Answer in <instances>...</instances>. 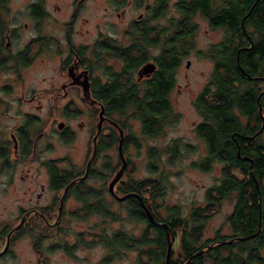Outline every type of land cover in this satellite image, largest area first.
<instances>
[{"label": "trees", "instance_id": "obj_1", "mask_svg": "<svg viewBox=\"0 0 264 264\" xmlns=\"http://www.w3.org/2000/svg\"><path fill=\"white\" fill-rule=\"evenodd\" d=\"M6 2L0 0V9H7ZM189 5L185 9L181 7L187 22L188 14L199 9L211 27L224 29L222 39L207 50L200 51V54L213 60L214 67L210 80L195 101L201 115L195 131L206 144V154L201 160L191 163L208 170L213 161L221 162L220 175L206 189L205 203L193 205L183 214L179 205H163L156 200L163 195L167 179L161 169V157L165 154L171 162L180 156V139H172L163 146L149 147L147 168L150 175L142 178L130 176L118 185L122 194H130L117 200L119 208L125 211V218L129 221L143 224L138 232L122 226L110 227L109 223L124 217L119 210L112 209L114 199L107 195L110 192L104 185L95 187L85 184V181L71 183L67 194L78 201L77 209L96 213L100 220L90 227V233L96 238L86 240L81 232L76 234L74 244H68L63 238L58 246L69 255L73 256L78 246H92L99 242L106 252L97 264H109L128 250H135L137 264H164L167 248L165 229L161 224L149 221L138 197L131 194L138 193L154 218L168 225L172 236L168 264H210L203 261L204 254L211 264H264V86L259 85L264 82V0H214V8L211 0H193ZM31 6L30 12L36 17L41 11L36 5ZM186 31L181 33L188 34L193 30ZM183 43L187 49L192 47L191 41ZM168 44V54L156 59L159 69L143 94H138L137 88L119 84V75L131 69L136 60L120 54L117 55L124 62L121 71L107 66V82L95 90L104 97L109 113L118 112L125 118H138L142 123L140 134L146 137L161 134L164 122L171 118L168 95L173 86L172 74L182 61V43L170 41ZM143 60L137 58L139 63ZM208 94L214 97V103L205 100ZM107 137L108 141L101 143L97 150L118 144L116 132L109 133ZM140 139L135 133L123 134L122 151L129 143L139 148ZM183 149L191 151L192 145L185 143ZM0 160H5L4 155L0 154ZM47 164L52 189L62 188L75 177L74 168H61L51 161ZM116 165L106 157L102 163L104 169L94 165L87 177H105L106 171L111 172ZM81 185L84 187L81 188ZM147 190L148 194L144 195ZM224 200L232 202V210L226 215L231 232L221 234L217 231L214 241L223 238L230 241L202 250L205 242L213 240L210 237L201 240L205 221ZM160 206L164 207L165 214L159 211ZM71 213L82 216L75 210ZM179 228L181 258L174 257L173 253V237Z\"/></svg>", "mask_w": 264, "mask_h": 264}, {"label": "rangeland", "instance_id": "obj_2", "mask_svg": "<svg viewBox=\"0 0 264 264\" xmlns=\"http://www.w3.org/2000/svg\"><path fill=\"white\" fill-rule=\"evenodd\" d=\"M33 1L35 0H8V8L0 9V17L9 18L11 22L21 27L13 41L12 50L16 51L25 44L29 45L31 59L28 65L22 66L18 84L13 82L16 74L11 70L0 69V99L3 100L0 106L1 109L4 108V112H0V128L4 126L10 128L21 121L30 124L32 121L31 128L52 132L57 121L63 119L64 114L70 113L66 122L71 133L65 137L57 133H47V136L36 144L34 154L28 153L24 159H18L8 167H0V264H97L106 252L99 242L92 246H78L73 256L58 245L62 243L64 237L66 242L75 241L79 232L86 240L96 238L90 233L92 231L90 227L100 220V216L77 209L79 203L70 195L65 198V211L58 221L57 206L62 189H50L46 168L42 164L44 160L53 158L61 168H74V171L82 169L83 172L86 160L91 154L89 122L93 117L97 119V113L78 99L79 90L69 88L64 91L61 88V83L67 80L66 71L61 64L60 55L63 53L57 54L49 48L46 52L39 51L36 41L38 22L30 12V3ZM42 1L46 10V15L42 19L44 31L55 34L57 31H53V20L67 19L74 0ZM116 1L121 2V0L84 1L75 20L76 28L80 26L84 33L80 38L91 43L99 31L112 37H117L121 33L127 17L135 15L136 9L133 4L130 5L132 0H123L124 6L128 9L127 14L124 17H117L116 8L113 7ZM174 3L175 0H169L168 13L171 15L178 14ZM193 22L197 23L193 45L173 73L174 85L168 95L173 117L165 124L163 132L153 137L143 136L140 134L138 120L133 117L125 118L120 113H111L113 118L125 123L123 134L132 131L141 138L139 148L129 143L123 151L126 164L123 175L115 185V193L122 195L118 189L120 181H125L130 176L142 178L150 175L147 168L149 147L163 146L172 139L179 138L181 155L171 162L167 160L165 154L161 157V169L166 173L167 179L163 195L156 200L163 205H179L183 214L187 213L191 206L205 203V191L215 183L222 167V163L218 161H213L208 170L191 165L193 161L201 160L206 154V144L195 131V125L201 120V115L194 103L210 80L214 67L213 60L200 54V51L207 50L224 36L223 28L210 27L201 14H195ZM86 28L88 32H85ZM78 38L79 36L75 35V39ZM7 82L11 83V89L4 88ZM146 84L144 82L140 85V94L147 87ZM259 85L263 87L264 82ZM30 98L32 100H29ZM205 100L214 103V97L209 94L205 95ZM36 104L39 106H35ZM82 121L86 124L81 128L79 123ZM109 128L110 124H104L102 137L105 142L108 141ZM262 133L264 136V130ZM185 143L192 145L191 151L186 152L183 149ZM106 157L112 163H117L115 168L111 172L106 171L105 177L103 175L87 177L85 184L95 187L104 185V188L108 189L109 181L121 165V162L118 163L120 156L117 144L101 151L95 163L102 164ZM234 171L240 175L237 169ZM80 187L83 188L84 185ZM147 192L148 190L143 194L146 195ZM107 195L113 197L111 193ZM113 199L112 209L119 210L124 218L109 223L110 227L122 226L138 232L143 224H136L125 218V211L119 208L118 199L114 197ZM37 205L49 206L47 217L37 215L24 217L21 211L19 212L21 208ZM72 210L82 216H74L70 212ZM231 210L232 202L224 200L218 210L205 221L201 240L213 237L217 231L229 234L231 230L226 222V215ZM159 211L165 214L163 206L159 207ZM8 232L10 233L6 244ZM179 233L180 228L173 237V253L177 258L183 256L180 255ZM203 261L211 264L205 254ZM109 264H137L136 252L128 250L122 257L113 259Z\"/></svg>", "mask_w": 264, "mask_h": 264}, {"label": "flooded vegetation", "instance_id": "obj_3", "mask_svg": "<svg viewBox=\"0 0 264 264\" xmlns=\"http://www.w3.org/2000/svg\"><path fill=\"white\" fill-rule=\"evenodd\" d=\"M84 1L85 0L73 1L72 8L67 19L53 20V31H57L55 34L48 32L46 33L44 31L42 19L46 15V10L43 5V1L35 0L30 3V8L32 7L31 5L34 4L41 11L39 15L33 17L38 22V35L36 41L39 45V51L46 52L47 50L52 49L53 52L57 54L63 53L62 56L60 55L61 64L63 69L66 71L67 80L61 83V88L64 91L69 88L79 90L80 92L78 99L89 109H93V111L97 113V119L95 120V117H93L89 122V132L91 135V154L86 160L83 172H81L82 169H76L74 174L75 177L62 188H59L62 189V194L57 206L58 221L65 211V198L70 196L67 194L68 186L73 182L85 181L89 170L94 165H98L95 163V161L100 152L104 150H97V147L100 146L101 143L105 142L102 137L104 124L108 123L111 125L108 134L111 132H116L119 137V129H121L122 133H124V126L121 125L123 122H120L111 116V113L106 110V101L104 97L101 94L95 92L96 89L103 87L107 82V66L113 67V70L115 69L121 71V66L124 64V62L119 59L117 54L125 57L136 58L134 66L131 69H126L125 72L119 75L121 80L119 84L125 83L126 87L131 86L133 88H137L138 94H140V85L145 82L148 86V84L155 77V74L159 69V63L156 59L168 54L167 48L169 47L168 43L170 41L182 43L180 46L182 47L180 55L182 58L187 56L186 53H188V49L183 42L185 40L191 41L193 45L194 33L197 29V23H192V18L195 16V14H201V16H203L199 9H195V11H192L190 14H188L189 19L188 22L186 21V14L181 9V7H184L185 9L186 7L190 6L189 3L193 0H175L174 6L176 12L178 13L177 15H171L168 13L169 0H132L133 3L130 1V5H134L136 14L127 17L125 26L122 28L121 33L117 37H112L99 31L95 40L90 43L88 40L80 38L84 35L83 30L80 26L77 28L75 26V20H77L78 16L77 13ZM216 2H218V0H216ZM211 5L214 8V0H211ZM6 6L8 8V0L6 2ZM113 7L116 8L115 13L117 17H124L127 14L128 9L124 6L123 0H121V2L116 1ZM205 19L208 21L207 18ZM181 22L182 25H180ZM208 24L210 25L209 21ZM23 25H25V23ZM185 29L187 31H193L191 33L189 32L188 34L181 33L185 31ZM84 30L85 32H88V28ZM20 31L21 27L16 23L11 22V19L0 17V69L11 70L14 74H16L14 78L15 81H13L16 84L20 83L19 80L21 78L20 76L22 68L28 65L31 60L29 59V45L25 44L16 51L12 50L13 41H15ZM75 35H78L79 38L75 39ZM138 57L144 60L139 63L137 61ZM146 62L154 63L155 68L149 74H140L139 70ZM172 81L174 85L173 74ZM4 88L11 89V83L7 82ZM141 94H143V92ZM29 100H32V98ZM1 101L3 100L0 99V102ZM35 106L38 107L39 104H36ZM100 110H102L103 116L101 122H99ZM0 112H4V108L1 109V106ZM69 114H64L62 116L63 119L57 121L56 128H54V131L52 132L44 129L35 130L34 127L31 128L32 121L30 124L21 121L10 128L5 126L0 128V154L4 155L5 158V160H0V167H8L12 165V163L17 162L18 159H24L25 155L28 153L34 154L36 144L40 139H43L45 136H47V133H57L61 137H65L68 135V133H71L69 125L66 122L70 116ZM172 117L173 115H171V118H169L164 123L166 124L167 122H170ZM134 119L139 121L141 133L142 123L138 118ZM60 122L62 123V126L58 127ZM85 124L86 123L82 121L79 123V126L82 128L85 126ZM165 124L163 125L165 126ZM34 133L37 134L35 135ZM131 133L133 132L131 131ZM48 161L56 164L53 158L44 160L42 164L46 168V172ZM99 167L100 169H103L102 164H100ZM113 189L115 192V184ZM49 210V206L47 205H37L31 206L29 208H21L19 212L21 211L22 216L24 217L32 215L47 217V212ZM210 238L213 240L205 242L206 246L203 247L202 250L206 251L208 248H211L218 243L225 244L222 241L227 240L223 238L224 240L216 239V241H214V235ZM67 243L74 244V241Z\"/></svg>", "mask_w": 264, "mask_h": 264}, {"label": "water", "instance_id": "obj_4", "mask_svg": "<svg viewBox=\"0 0 264 264\" xmlns=\"http://www.w3.org/2000/svg\"><path fill=\"white\" fill-rule=\"evenodd\" d=\"M254 4V3H253ZM253 6V5H252ZM251 6V8H252ZM250 8V9H251ZM155 68V65L154 63L152 62H146L145 64H143L139 70V73L142 74V73H145V74H149L151 71H153ZM100 114V118H99V122H101L102 120V110H100L99 112ZM62 126V123L60 122L58 124V127H61ZM119 141H118V144H117V150H118V153H119V156H120V160H121V165L119 167V169L116 171V173L114 174V176L111 178V180L109 181L108 183V190L110 191V193L116 198V199H119V200H122L124 199L125 197H127L128 195H130L129 193H126V194H122V195H117L115 192H114V184L115 182L121 177L122 173H123V169L125 167V164H126V161H125V158H124V154H123V151H122V140H123V133L121 131V129H119ZM131 194H134L135 196L138 197L139 201H140V204L143 208V210L145 211L146 213V216L147 218L149 219V221L153 224H161L164 229H165V233H166V237H167V248H166V253H165V263L164 264H168V261H169V257H170V253H171V245H172V236H170V231L168 229V225L165 223V222H159L158 220H156L154 218V216L152 215V213L150 212V210L148 209V207L145 205L144 201L142 200L141 196L138 194V193H131ZM9 233L7 234V241H6V244L8 243V236H9ZM229 240H224L222 242H229ZM202 251V250H201ZM185 264V263H184Z\"/></svg>", "mask_w": 264, "mask_h": 264}]
</instances>
